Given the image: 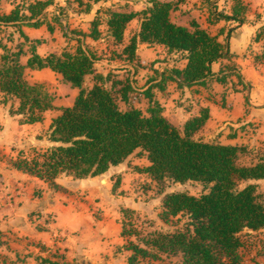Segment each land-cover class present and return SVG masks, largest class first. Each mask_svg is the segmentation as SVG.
Listing matches in <instances>:
<instances>
[{
  "label": "trees",
  "instance_id": "trees-1",
  "mask_svg": "<svg viewBox=\"0 0 264 264\" xmlns=\"http://www.w3.org/2000/svg\"><path fill=\"white\" fill-rule=\"evenodd\" d=\"M90 9L93 3L103 0H77ZM185 0H145L141 10H124L114 6L100 7L91 20L88 33L73 29L78 35L77 45L63 48L59 52L40 55L33 43L26 64L21 62L23 45L16 49L1 46L0 94L2 101L18 100L13 113L20 123L42 122L45 112L55 108L54 96L45 84L31 83L26 78V68H50L62 76L65 82L77 87L79 92L70 106L60 108L52 117L47 139L52 143L32 157L19 150L12 166L18 170L43 179L53 188H58L56 178L60 174L74 178H85L106 172L112 165L125 161L131 154H143L149 164L138 168L151 179L166 178L175 182L196 181L203 184L205 191L200 195L187 192H172L165 196L160 217L168 222L181 214L187 217L184 227L175 231L154 230L141 236L129 220L134 210L122 208L124 215L122 235L124 244L132 251L129 264H144L159 260L163 254L181 255L182 264H241L240 234L244 229L264 228V194L258 190V182L264 180V156L256 163L240 161L244 146L205 141L195 134L210 117L207 107H200L196 115L187 119L183 128H178L165 114L164 108L155 97L154 88L166 92L169 81L179 87H207L212 79L227 82L235 75L243 83L240 69L234 63L225 64L218 72L212 66L224 58H231L228 30L224 41L210 33L194 19L190 27L178 24L171 18L173 11ZM53 0H33L17 4L9 13H0V28L14 27L26 41L29 37L22 26L39 27L47 24L48 8ZM248 4L245 0H233L230 14L223 11L211 12L209 21L233 20L242 24L246 20ZM106 15L105 23L114 44H121V57L135 62L140 42L165 46L169 53L181 52L187 60L183 68H166L161 78L143 91L148 99L147 114L130 105L129 92L136 88L127 79H110V74L96 71L95 63L100 56L86 42V37H102L99 14ZM139 17V29L124 44L123 37L128 23ZM56 21H60L55 17ZM49 31L54 28L47 24ZM64 35L68 37L67 31ZM264 36V25L255 40ZM40 43V40H35ZM255 60L264 62V44ZM92 75L93 84L85 88L87 76ZM111 81V88L106 82ZM117 85H120L117 87ZM248 99V97H247ZM119 100L126 108H121ZM116 185V184H115ZM134 236L135 240L130 237ZM4 241L0 235V246ZM7 262L0 254V264Z\"/></svg>",
  "mask_w": 264,
  "mask_h": 264
},
{
  "label": "crops",
  "instance_id": "crops-1",
  "mask_svg": "<svg viewBox=\"0 0 264 264\" xmlns=\"http://www.w3.org/2000/svg\"><path fill=\"white\" fill-rule=\"evenodd\" d=\"M115 1L103 0L93 3L90 9L79 13L88 14L89 10H95L97 14L100 7L111 6ZM200 1L185 0L180 3L179 8L171 14L172 20L190 27V22L194 19L210 33L217 34L221 41H224L228 30L233 29L229 37L231 58L219 60L213 64L212 69L218 72L225 64L234 63L240 69L246 86L239 83L235 75L228 77L225 83H220L214 78L207 87L181 88L175 81H169L166 90L169 94L165 96L160 90H156L155 97L162 104L166 116L168 109H171L173 113L176 112L174 116L167 117L180 129L183 128L187 119L198 113L200 107L209 108L210 117L195 137L205 141L242 145L245 151L241 157L250 154L252 155L251 163H256L264 156V62L255 60V56L262 51L264 37L259 40H255V37L260 27L264 25V16L261 17L262 20L250 16V7L253 3L245 0L248 11L244 23L238 24L236 21L224 19L210 22L209 16L212 10L207 11L204 8L201 14L200 10L196 9L200 6ZM140 2L141 5L135 6L134 10L138 11L145 7V0ZM189 3L193 7L188 8L187 14L190 20L187 22V18L181 20L177 14ZM232 3L233 0L229 10H223V12L230 14ZM14 7L9 6L7 9L0 10V13H9ZM76 18L80 22L79 16ZM132 22H135V30L129 35L127 27ZM139 23V17L128 23L123 37L124 44L129 41L132 34L138 31ZM44 25L46 24L41 26ZM81 26L83 27L84 23ZM39 27L22 26L23 32L29 37V41H26L19 33L23 38L21 42H25L22 44L24 53L21 55V62L23 64L27 62L30 46L33 43L40 55L59 52L66 47L64 44L60 49L43 51V46H52V42L46 32L42 36L45 43H42L39 36L34 34L32 29ZM89 30L90 27L87 31H83L88 33ZM101 30L102 37L106 34L112 41L106 23ZM67 34L71 40L77 41L79 38L73 33L69 35L68 31ZM102 37L95 40L87 36L86 42L95 43L102 40ZM36 39L40 40V43H37ZM144 45L149 44L143 42L138 44L137 54L141 57ZM157 47L169 53L165 46L160 44H154L152 47L154 53L159 51L155 50ZM1 53L3 49L0 46ZM175 53L181 54V61L176 67L183 68L187 60L181 52H172L169 55L175 56ZM27 70L43 74L56 73L48 67L26 68ZM56 74L62 79L59 73ZM34 82L42 83L40 80ZM68 85L71 90L70 101L61 105L59 99L54 98L55 108L45 112L42 122L32 124L20 123L19 116L13 113L18 105L16 98H8L6 102L0 98V125L3 126L0 133V235L4 241L0 246V254H6L4 257L1 254L2 258L7 262L14 261L16 264H129L128 256L132 254V251L124 247L127 237L122 235L124 220L122 208L132 209L136 213L143 209L137 202L128 200L123 188L124 175L132 173L128 160L134 153L122 163L112 165L106 172L99 175L74 178L64 173L60 174L56 178L58 188H53L49 182L14 168L12 163H8L3 157L10 151L13 156L11 159H15L19 150L38 145L45 149L52 144L47 139V135L43 140L39 137L47 133L52 117L60 113V108L74 103L79 89L71 86L70 83ZM187 97L189 99L185 104L178 103ZM175 116L178 118L175 119ZM14 147L17 148L16 155L12 151ZM143 157L146 160L144 164L146 166L149 160L145 155ZM137 171L148 176L138 168ZM114 173L118 175L113 177ZM130 238L136 241L134 236ZM179 256L181 257L180 254ZM144 264L147 263L144 262Z\"/></svg>",
  "mask_w": 264,
  "mask_h": 264
},
{
  "label": "rangeland",
  "instance_id": "rangeland-1",
  "mask_svg": "<svg viewBox=\"0 0 264 264\" xmlns=\"http://www.w3.org/2000/svg\"><path fill=\"white\" fill-rule=\"evenodd\" d=\"M54 4L52 7L48 8V14L46 21L51 24L54 28L52 33L49 32L47 24L41 26L37 29H32L36 36H39L42 43H45V39L42 37L43 33L46 32L50 37L52 46H43V51H48L50 49L56 48L60 49L64 46L67 48H73L77 45L76 40H71L67 36L62 35L64 31H68L69 35L72 34L71 30H88L90 27L91 20L95 17V10H89L88 14H80L79 12L85 11L87 8L84 4L80 5L77 0H53ZM251 2L250 16H254L255 19H261L264 16V0H248ZM28 0H1L0 10L7 9L9 6H16L17 4L24 5L28 3ZM86 2V0H85ZM200 6L196 9L200 10L202 14L204 8L212 10V12H217L219 9L221 11L229 10L231 5V0H201ZM216 2H218L216 4ZM140 0H116L111 6L121 8L124 10H132L135 6H140ZM191 3L187 4V7H183L177 14V17L184 20L187 18V22L190 20L188 16V8H192ZM81 8V9H80ZM87 11V10H86ZM206 11V12H207ZM85 13V12H84ZM79 16V20L76 18ZM57 17L60 21H56ZM101 18L100 28L105 27L106 15L101 12L99 14ZM82 23L84 26L82 27ZM261 29V27H260ZM135 30V22H132L127 27V34H131ZM264 37V36H263ZM103 39L92 43L89 41V45L97 52L100 56V61L95 63V69L103 74H110V79H121L129 82L136 88L134 91L129 92L131 97L130 105L140 108L145 114H147V108L149 106L148 99L144 96L143 91L147 89L152 84H155L157 80L161 78L160 74L166 68H172L179 65L181 59L180 53H175L176 55H169L164 49H157V53H154L152 47L154 45H144L143 56L138 55V59L135 62H131L125 59V56L121 57L119 55L122 45L114 44L106 34L102 37ZM23 38L20 36L19 32L12 26H4L0 28V46H10L12 49H16L19 44H24L21 42ZM86 40V39H85ZM42 47V46H41ZM2 52V50H1ZM26 78L30 82L40 80L46 85L48 90L54 96V98L59 99V104L63 105L70 101L71 90L68 83L64 82L59 75L53 72L47 74L27 70ZM176 82V81H175ZM177 83V82H176ZM93 84L92 75H89L85 82L84 87L88 88ZM108 88H111V81L105 83ZM172 84V83H171ZM120 85H117L119 87ZM183 88V87H181ZM154 93L157 88H154ZM167 90V85H166ZM186 93V92H185ZM167 96L169 94L167 91L162 93ZM185 96V95H184ZM0 98L2 95L0 94ZM185 98L183 101H178L179 104H185ZM12 101H9L11 103ZM13 103V102H12ZM190 104H192L189 101ZM121 108H126L127 105L124 101L119 100ZM60 105V106H61ZM13 106V104H12ZM168 115L174 116V112L171 109L167 111ZM50 114V113H49ZM167 115V116H168ZM178 118L175 116V119ZM3 130V126L0 125V133ZM200 137V134L198 135ZM46 137V133L40 135L39 139ZM1 139V137H0ZM37 152H42L43 147L38 145L37 147H27L24 152L26 156L32 157ZM15 155L17 154V148L14 147ZM12 152L9 151L8 155L5 154L3 157L8 163L11 164L13 156ZM130 168L132 173H127L124 175L123 188L125 190V195L129 201L137 202L143 209L136 213L134 211L130 214L127 219L131 224L137 228L141 236L148 235L149 232L154 230H160L164 232L175 231L184 227V222L187 217L183 214L172 217L168 222H165L160 217L162 210V203L165 196L172 192H187L194 195H200L205 191L202 183L196 181H186V182H175L171 179H164L162 181L153 180L150 177L140 174L137 168L144 166L146 160L143 154H135L129 157ZM240 161L242 163H251L252 155L245 154L241 157ZM124 167V166H123ZM117 173L113 174L117 176ZM258 190L264 194V180L257 181ZM38 190V189H36ZM242 240V246L240 247V253L242 255L241 264H264V230H249L244 229L240 234ZM2 256L6 254L1 253ZM155 261V262H154ZM147 264H181V257L179 255H166L163 254L162 258L159 260H151L146 262Z\"/></svg>",
  "mask_w": 264,
  "mask_h": 264
}]
</instances>
